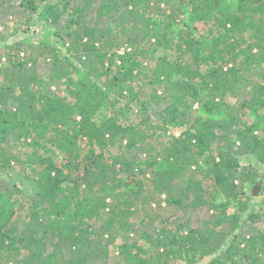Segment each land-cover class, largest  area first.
<instances>
[{"label": "trees", "instance_id": "obj_1", "mask_svg": "<svg viewBox=\"0 0 264 264\" xmlns=\"http://www.w3.org/2000/svg\"><path fill=\"white\" fill-rule=\"evenodd\" d=\"M24 1L19 7L29 13V25L44 0ZM235 1L237 7L224 12L226 0H59L64 2L60 10L47 6L39 14L43 22L58 26L74 4H84L74 11L80 14L76 21L80 29L57 33L67 56L43 42L19 41L0 50V61L5 62L0 67V170L21 162L4 147L14 133L30 138V146L37 150L42 143L54 144L68 158L67 164L58 165L35 153L29 162L37 175V192L27 205L15 201L10 186L0 180V264H99L121 238L125 240L116 248L121 264H171L176 255L185 264L205 258H212L207 264H264V232L253 226L264 217V200L262 209L249 216L252 227L241 223L253 197L243 185L257 178L260 168L242 171L239 161L250 156L264 164V117L262 123L242 122L231 111L236 105L240 116L264 111V0ZM95 6L100 19H106L101 29L82 21L87 9ZM188 8L193 20L211 26L208 52L203 53L202 42L187 29L179 32L177 57L155 58L158 49L174 48L169 37ZM154 14L160 19L155 20ZM19 31L18 27L0 31V42ZM186 55L192 58L188 63ZM73 60L85 64L87 76L105 79V89L83 83V90L76 88L70 95L60 89L45 92L39 61L58 81L79 71ZM203 66L208 67L205 73ZM137 77L147 78L156 99L162 98L158 93L163 89L162 95L168 93L171 102L158 119L126 124L117 103L126 95L130 102L137 100L128 84ZM66 84L70 87L73 82L69 79ZM71 96L75 104L68 101ZM101 97L114 108V116L100 122L90 107L98 108L96 100ZM231 97L237 98L236 105L229 102ZM195 106L209 118L193 119ZM68 120L75 126L65 132ZM231 132L236 140L228 138ZM153 140L164 153L146 163L152 170L147 179L142 163L127 160L125 153ZM226 140L228 147L218 143ZM83 143L89 146L85 156ZM115 148L121 151L118 157L113 155ZM204 156L210 165L205 172L213 182L207 200L209 189L187 179L192 167L203 168L198 158ZM145 179L154 190L147 189ZM186 181L177 192L192 194L188 208L208 206L213 212L209 232L181 223L175 231L163 227L154 237L148 233L137 237L152 243L154 250L140 246L132 238L131 219L139 217L145 227L160 220L161 215L152 211L156 204L162 207V196L167 206L184 207V196L174 189Z\"/></svg>", "mask_w": 264, "mask_h": 264}, {"label": "rangeland", "instance_id": "obj_2", "mask_svg": "<svg viewBox=\"0 0 264 264\" xmlns=\"http://www.w3.org/2000/svg\"><path fill=\"white\" fill-rule=\"evenodd\" d=\"M24 0H9V2H0V31L10 28L11 31L15 28H19L20 31L15 35V37H12L5 42H0V50L4 49L6 46L11 45L15 42H26L28 44H38L40 42H43L45 44H50L52 46L57 47V49L61 50L63 52L64 56H67L66 48L62 46V43L60 41V37L58 36V32L62 31L65 33H73L76 30L80 29L79 24L76 22L79 20V15L74 13L77 7H84V4H74L69 11L63 14V17L61 19L60 25L53 26L49 23L43 22L39 18V14L42 13V11L48 6V7H58V10L61 9V5L64 4L59 2V0H44L39 12H37L36 15L32 16V20L29 25H27V19L29 16L28 12H24L23 9L19 7L21 3H24ZM237 7V3L235 0H226V3L223 5V11L227 12L230 10H233ZM87 16L84 17L83 24L90 25L93 27H96L98 29H101L106 23V19H100V15L97 11V6L91 9H87ZM117 20L121 21V18L118 16L116 17ZM154 19L159 20L160 16L157 14H154ZM181 21L178 23V26L175 28L174 34H172L169 39H171V42H173L174 48L171 49H163L160 48L158 51L154 54L155 58H158L165 54H170L173 56V58L178 56V52L176 51L175 45H177L180 42L179 39V32L183 30H190L193 37L198 39L202 42L203 45V53H207L210 47L211 39L208 38L209 29L211 28L210 25H207L202 22H197L192 19L191 17V10L188 8L185 11V14L181 17ZM123 48H126V46L123 44ZM124 49H121L119 51V54H123ZM190 55H186L184 62L188 63L191 61ZM74 65L77 67L79 71H73L72 74L69 77H65L63 79H60L58 81H55L51 78L49 74V66H46L43 61H39L38 63V74L39 79L43 80L42 84L43 90L45 92H48L51 88L52 91H56L57 89L63 90L65 95H70L71 91H74L76 88L83 90V83H92V85H96L100 88L105 89V79L96 78L95 76H87L89 73V69L85 67V64H81L76 60H73ZM5 62L0 61V67L4 66ZM208 70L207 66H203L204 73ZM255 73V72H254ZM254 73H251L250 76H253ZM253 74V75H252ZM256 74V73H255ZM249 76V77H250ZM71 80L73 82L70 87L66 84L68 80ZM129 85H131L136 93L137 100L132 101L129 100V97L126 95L125 98H122L119 103H117V110L121 112L120 118L125 122L126 124L133 123L135 125L137 124H143L148 122L150 118L152 119H158V113L162 111L165 107L169 105L171 102V98L167 94L162 95L163 89L158 93L159 96H161V99H156L154 97L153 87L147 85V78L146 77H137L133 81L128 82ZM56 86V87H54ZM237 98L231 97L229 98V102L233 105H236ZM68 101L72 104H75V98L71 96L68 98ZM100 104L98 108L90 107L93 114L98 117V120L101 122L103 118H110L114 116V108L110 105V103L106 102L105 100L102 101L98 99L96 100V106L97 104ZM131 103L129 107H126V104ZM75 111H78L77 107L75 108ZM231 111L234 112V114L238 115L240 117V121L242 122H263L264 117V111L260 112L259 115H249L240 116V107L236 105V107H231ZM193 113H190L193 119L196 117H202V118H209V115L205 113L203 110H201L198 106H195L192 110ZM248 114V113H247ZM75 126L73 121L68 120V123L63 128V131H70ZM262 126V124H261ZM179 133H177L178 135ZM17 133H14L13 135H9L8 140H6L4 147L9 148V151L14 153L17 157L20 159V163H15L12 166V169L8 170H0V180L7 184V186H10L9 192H11L14 195L15 201H23L26 205L28 202L34 197L35 193L37 192V186L35 183L36 174L34 173L33 169L34 166L29 162L30 159H32L36 154L38 156H46L52 158L58 165H65L68 163L67 155L61 151L56 145L54 144H48V143H42L41 149L37 150L35 147L30 146L31 140L30 138L26 137H17ZM170 134L168 133L167 136ZM228 138L232 140H236L237 136L235 133H230L228 135ZM222 141L218 142L220 144L225 145L228 147L229 141ZM82 156H85L89 151V146H87V143H83L80 145ZM119 152L117 148L114 149V156L118 157ZM164 153L163 147L160 146L158 140L148 141L137 148H135L132 151H127L125 153L126 159L129 161L134 162H140L142 163V167L144 171H147V179L151 177V169L146 166V163H149L153 161L157 155H162ZM207 157H200L198 158V163L200 164L202 169L200 167H192L190 169L191 172H188L187 179L195 182H202L203 185L206 187V189H209L208 192L205 193V199H210L211 197V190L213 188V182L210 179V177L206 174L205 171L210 169V165L207 164ZM239 161L241 163V169L243 171L244 168H251V167H257L260 168L259 173L257 174V178L253 177V179L249 180L244 186V191L247 195L253 196V191L255 189V186L257 184L262 185V188L260 192L258 193V197H252L251 203H250V209L247 213H244L242 215V225L244 228H251L252 224L249 223V216L252 213L259 212L262 207V201L264 200V164L259 163L255 157L250 156H241L239 157ZM155 169V168H153ZM239 174L241 176L243 172ZM247 172V171H246ZM121 177L123 179L126 178L125 174H121ZM141 178V176H140ZM138 178V180H140ZM147 179L144 180L147 185V189L154 190V188L151 185V182H148ZM141 181V180H140ZM191 181V182H192ZM186 183L183 182L179 184V187H176L174 189V193L178 196L183 195L184 196V202L185 206L182 208L177 207H169L166 205L165 199L166 196H162V207H159L157 204L153 206L152 214H160L161 219L156 221L154 224L145 227L141 223V219L138 217L131 219V229L134 230L131 235L132 238L135 240H138V236L142 235L143 233H148L152 237L155 236L157 229L167 227L168 229L176 230L178 226L182 223L185 224L188 223V226H190L192 229H200L204 232H209L210 228L212 227V215L213 212H208V206L203 207H197V208H188L187 205L192 204L193 202V196L192 194L188 193L181 194L179 191V188H183L186 186ZM239 183H241L239 181ZM13 186H16L17 190L13 189ZM132 188H136V184H131ZM19 190V191H18ZM1 193V192H0ZM158 199V198H157ZM27 209L21 213L22 217L26 216ZM150 214V213H149ZM151 214V215H152ZM153 217V216H152ZM151 217V218H152ZM162 221H166L165 223H162ZM247 224V225H246ZM258 230L264 232V217L261 221H258L255 225ZM136 231V232H135ZM125 240V238H121L115 241L114 245L110 247V252L108 258L107 255H104L99 264H121V261L118 259V250L116 248L122 244V242ZM230 242V239L225 243L223 248L221 249V252L225 250V248L228 246ZM138 243L140 246L146 247L149 250H154V245L152 243H147L144 240H138ZM106 257V258H105ZM214 258V257H213ZM111 259V260H109ZM212 258H205L204 260L200 261L198 264H207ZM107 260V261H106ZM171 264H185L183 262V257L181 256H175L171 260Z\"/></svg>", "mask_w": 264, "mask_h": 264}, {"label": "water", "instance_id": "obj_3", "mask_svg": "<svg viewBox=\"0 0 264 264\" xmlns=\"http://www.w3.org/2000/svg\"><path fill=\"white\" fill-rule=\"evenodd\" d=\"M261 188H262V185L257 184V185L255 186V189H254V191H253V196H254V197H258V193H257V192H260Z\"/></svg>", "mask_w": 264, "mask_h": 264}]
</instances>
